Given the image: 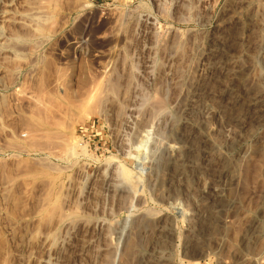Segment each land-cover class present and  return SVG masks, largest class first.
Instances as JSON below:
<instances>
[{"label": "rangeland", "instance_id": "374dc122", "mask_svg": "<svg viewBox=\"0 0 264 264\" xmlns=\"http://www.w3.org/2000/svg\"><path fill=\"white\" fill-rule=\"evenodd\" d=\"M0 264H264V0H0Z\"/></svg>", "mask_w": 264, "mask_h": 264}]
</instances>
